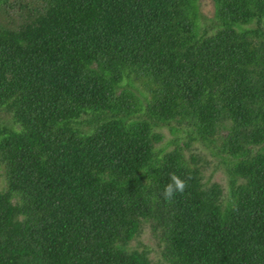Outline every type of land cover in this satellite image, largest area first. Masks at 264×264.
<instances>
[{
	"label": "trees",
	"instance_id": "1",
	"mask_svg": "<svg viewBox=\"0 0 264 264\" xmlns=\"http://www.w3.org/2000/svg\"><path fill=\"white\" fill-rule=\"evenodd\" d=\"M199 2L0 0V264H264V0Z\"/></svg>",
	"mask_w": 264,
	"mask_h": 264
},
{
	"label": "rangeland",
	"instance_id": "2",
	"mask_svg": "<svg viewBox=\"0 0 264 264\" xmlns=\"http://www.w3.org/2000/svg\"><path fill=\"white\" fill-rule=\"evenodd\" d=\"M199 8L202 15L203 22H209L214 17L215 7L213 0H200ZM165 141L173 138L169 130L164 129ZM188 154L194 153L203 157L202 164L204 169V180L220 183L225 190L228 187L227 175L225 167L220 163L217 157L212 156L203 148L192 147L191 152L186 151ZM3 185L0 184V189ZM132 247L135 248H149L151 250V258L156 261L160 258L161 245L158 239L153 235L150 226L146 224L143 228L141 236L132 242Z\"/></svg>",
	"mask_w": 264,
	"mask_h": 264
},
{
	"label": "clouds",
	"instance_id": "3",
	"mask_svg": "<svg viewBox=\"0 0 264 264\" xmlns=\"http://www.w3.org/2000/svg\"><path fill=\"white\" fill-rule=\"evenodd\" d=\"M183 186V181L180 178L173 176L172 183L165 186V195L170 197L174 191H182Z\"/></svg>",
	"mask_w": 264,
	"mask_h": 264
}]
</instances>
